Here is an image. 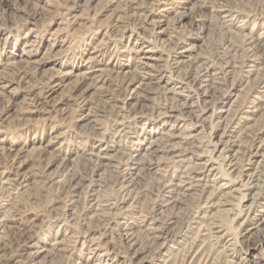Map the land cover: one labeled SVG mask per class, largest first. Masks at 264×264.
<instances>
[{"label": "rangeland", "instance_id": "rangeland-1", "mask_svg": "<svg viewBox=\"0 0 264 264\" xmlns=\"http://www.w3.org/2000/svg\"><path fill=\"white\" fill-rule=\"evenodd\" d=\"M262 13L264 0H0V264H180L187 227L137 252L172 214H197L193 172L226 232L209 264H264Z\"/></svg>", "mask_w": 264, "mask_h": 264}, {"label": "bare ground", "instance_id": "bare-ground-1", "mask_svg": "<svg viewBox=\"0 0 264 264\" xmlns=\"http://www.w3.org/2000/svg\"><path fill=\"white\" fill-rule=\"evenodd\" d=\"M153 60L157 61V64L156 63L155 64H152V63L147 64L146 63V65L150 66L153 70H155L154 68H157L155 71L160 72L162 69H160V68L158 69V66H160V63H158V61L161 62V61H163V59L157 58V59H153ZM135 113L138 114L140 112H135ZM114 116L118 118L119 115L116 114ZM122 118H124V116ZM121 122H123V121H121ZM255 142H256L255 135L250 136L248 145L245 148V151L247 153H252V151L255 150V148H254ZM253 153H255V152H253ZM89 155H90V158H92V156L98 157L99 154L91 151V153H89ZM90 158L87 159V161H89ZM126 162H129V159H127ZM227 167H228V170H230L233 173H236V171H237L239 173V177H240V170L242 167L240 166L239 162L236 160L235 157L234 158L228 157ZM189 179H191V182L189 183V186L187 188L194 192L193 194H194L196 207L203 201L202 206L201 207H199L200 205L198 206L199 209L197 210L198 212H196L197 214L193 215V217L191 218L192 221L189 222L188 226H185V224L187 223V218L189 219L188 213L172 214L169 217V221H171V224H174V230L173 229L169 230V228L167 226H165V227L163 226L161 228L162 231L161 232L159 231L160 232L159 234L157 233L158 235L156 238H153L151 240L148 239V241H145V242H140L141 245H140L139 251L137 252L138 254L142 253V252H146V250H150V248L153 245H156L158 243V241L156 239L166 240L167 238L175 237L177 235L176 227L177 228L187 227V234L186 235H191V238L193 239V241L189 244L188 248L185 251V254H183V256L180 260L181 261L180 264H209V263H213V260L217 256V254H215L216 251L213 250L214 249V247H213L214 241L213 240H215V242H216L220 238H223L226 235V232L218 235L222 231L221 225L214 223L213 221L208 222L209 218L207 217L206 213H207L209 207L213 206V202L211 200L213 193L211 192L208 194V190H206V188H205L206 184L202 183V177L199 176L198 174H196L195 172H193V174H191V177ZM241 181H242V179H241ZM69 189H70V185L61 186L58 192L66 195V193H68ZM242 196L244 197V195H242ZM243 197L239 199V202L244 200ZM250 210H251V204H248V206H246L244 209L241 208L238 211V213L237 214L235 213V214H236V216L238 214H242V213L244 215H246V214L248 215ZM200 213H204L206 215H204V214L201 215ZM213 234H215V236ZM26 238L29 240L32 239L31 236H28V235L26 236ZM29 240L26 243H28ZM224 261L226 264H232L226 258Z\"/></svg>", "mask_w": 264, "mask_h": 264}, {"label": "clouds", "instance_id": "clouds-1", "mask_svg": "<svg viewBox=\"0 0 264 264\" xmlns=\"http://www.w3.org/2000/svg\"><path fill=\"white\" fill-rule=\"evenodd\" d=\"M262 14H264V13H262Z\"/></svg>", "mask_w": 264, "mask_h": 264}]
</instances>
